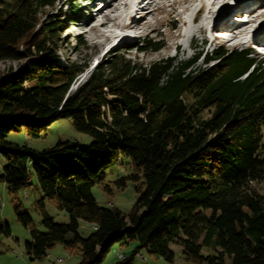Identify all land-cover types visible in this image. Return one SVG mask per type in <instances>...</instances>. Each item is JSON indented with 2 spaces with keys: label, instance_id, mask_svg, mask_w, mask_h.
Listing matches in <instances>:
<instances>
[{
  "label": "trees",
  "instance_id": "obj_1",
  "mask_svg": "<svg viewBox=\"0 0 264 264\" xmlns=\"http://www.w3.org/2000/svg\"><path fill=\"white\" fill-rule=\"evenodd\" d=\"M56 2L0 0V61L19 62L0 70V179L17 193L31 185L32 169L44 227L19 214L29 228L25 254L41 260L61 244L80 256L76 264H103L114 244L136 242L113 264H134L142 248L173 264L172 244L194 264H264V61L244 47L204 52L202 67L201 52L147 65L114 55L70 91L88 64L60 62L57 26L39 17ZM62 117L90 144L66 139L36 150L7 140L21 129L38 138ZM121 156L128 170L116 185L130 180L138 192L128 213L91 193ZM46 200L68 221L56 222ZM80 221L96 228L83 236Z\"/></svg>",
  "mask_w": 264,
  "mask_h": 264
},
{
  "label": "rangeland",
  "instance_id": "obj_2",
  "mask_svg": "<svg viewBox=\"0 0 264 264\" xmlns=\"http://www.w3.org/2000/svg\"><path fill=\"white\" fill-rule=\"evenodd\" d=\"M235 1L226 0L222 6L229 8V12L233 13L232 21H229L231 24L233 22L239 24L240 21L237 19L240 15L256 10L252 16L253 22L246 25L252 28L251 31L248 29L246 35L236 41H227L224 37H217L216 34L220 30L214 27V23L222 12L219 11V13L215 12L211 16H206L208 7L201 5L199 0H151L148 18L141 21L139 30L130 32V36L127 38L122 36L125 30L122 31L118 27L119 21H125L123 20L125 18H122V15L119 18L118 16L114 18V12L110 13L108 24L102 27L104 33L109 34L108 38L98 35L97 32L95 33L84 26L86 19L92 15L99 0H58L53 6L46 7L44 12L39 14V17L44 21L52 20L53 25L57 26L53 33L55 35L54 45L58 46L57 54L60 62L65 64L67 59L86 61L88 66L85 70L90 68L93 63L96 65L98 62L113 58L114 55L122 56L139 65H147L163 59H171L174 63L179 62L193 57L198 52H201V54L195 59V66L202 67L204 64L202 54L218 47L224 49L247 47L253 51L254 56L264 61L263 53L256 51L253 47L258 43L255 36L264 33V2L247 0L248 6L243 8V11L237 12L234 10L237 7ZM200 5L201 8L197 11ZM232 8L233 10H231ZM258 13L260 14L256 16ZM141 14L135 13V18L141 20ZM193 16L194 20L191 21L190 19ZM200 21H203V25L206 27L204 32L194 31L192 36L186 32ZM142 39L158 42L162 47L157 50H142L140 47L145 45L144 42H141ZM178 44H180L179 47ZM180 47H184L186 51H181ZM18 65L19 62L16 61H0V70L9 66L17 69ZM83 81L78 82L77 77L70 86V91H73ZM261 131L262 141L264 142V124ZM66 139L77 140L82 145H88L91 136L76 130L71 120L65 117L51 121L46 131L38 138L29 137L25 129L11 130L7 135V140L18 144H26L36 150L50 147L57 141ZM127 161V158L121 156L119 162L108 170L103 184L94 185L91 188V193L97 202L105 206L112 204L124 213L131 210L138 196L132 181L126 180L125 186L121 188L117 187L115 182L116 178L127 173ZM3 164L4 159L0 156V174L2 173ZM30 182L31 185L24 190L12 193L6 183L0 179V201L2 202V205H0V264L77 263L80 256L76 253H70L61 244H56L49 249L48 255L41 260H31L25 254L24 243L30 240L29 228L22 223L19 214L27 211L31 215L35 226L39 230H44L41 225V214L34 205V201L40 195L36 185L37 178L32 169ZM18 202L20 205L16 209L15 205ZM45 210L56 222L65 223L68 221L67 214L59 210L50 200L45 201ZM5 224H7L9 232L6 231ZM78 231L81 235L87 236L91 232V228L88 224L80 221ZM135 245L136 242L114 244L105 255L102 263L113 264L120 259L119 254L128 256ZM171 248L174 252L173 264H194L183 257L180 246L172 244ZM139 252L142 253L143 259L135 255L134 264H171L160 257L149 254L144 248L140 249ZM203 252L205 251L203 250ZM58 257L64 260L57 262L56 258Z\"/></svg>",
  "mask_w": 264,
  "mask_h": 264
},
{
  "label": "bare ground",
  "instance_id": "obj_3",
  "mask_svg": "<svg viewBox=\"0 0 264 264\" xmlns=\"http://www.w3.org/2000/svg\"><path fill=\"white\" fill-rule=\"evenodd\" d=\"M201 5L208 7L207 15L211 16L213 13L217 12L220 14V17L217 21L214 23V27L218 28L220 31L218 32L217 37L222 38L224 37L227 41L232 40H239L242 36H245L247 33V30L245 28H242L247 23L244 24H237V23H229V21H232V14L229 12V8L222 7L224 2L226 0H199ZM228 1V0H227ZM236 9L235 11L241 12L242 9L248 6L247 0H236ZM259 3L264 2L262 0L257 1ZM151 6V0H99V2L94 7V11L92 15L86 19V22L84 26H87L89 29L93 30L95 33L97 32L98 35L104 36L105 38H108L107 33H104V30L102 27L108 24L110 20V13H113V17L115 18L118 16V18L122 15V18H125L123 20L125 21H119V29L125 30L122 34L123 37L127 38L130 36V32H137L140 28V22L148 18V14L150 11ZM233 10V8L231 9ZM248 11V10H246ZM251 12L249 15L253 16L254 12ZM135 13H142L141 14V20L135 18ZM247 13V12H246ZM260 13L256 14L259 15ZM243 16H240L237 20L241 21L243 20ZM191 21L194 20V16L191 17ZM81 23V22H80ZM79 24V23H78ZM80 25V24H79ZM206 30V27L203 25V21H200L199 23H196L194 27H192L190 30H186V32L190 33L192 36L194 31H200L204 32ZM211 30V28H210ZM213 32V31H212ZM255 39L258 43H261L260 45H264V33L260 35H256ZM253 40V38H252ZM180 44L177 46L179 47ZM181 51L185 52L186 49L184 47H180ZM256 51L257 48H254ZM112 205V204H111ZM139 253V257L143 259L142 253ZM120 258H124V254H119ZM61 257L56 258L57 262H61L64 259Z\"/></svg>",
  "mask_w": 264,
  "mask_h": 264
},
{
  "label": "crops",
  "instance_id": "obj_4",
  "mask_svg": "<svg viewBox=\"0 0 264 264\" xmlns=\"http://www.w3.org/2000/svg\"><path fill=\"white\" fill-rule=\"evenodd\" d=\"M89 227L91 228V230L94 229V228H96V226L93 225V224L89 225ZM65 249H66V248H65ZM47 255H48V254H47ZM75 264H76V263H75Z\"/></svg>",
  "mask_w": 264,
  "mask_h": 264
},
{
  "label": "built area",
  "instance_id": "obj_5",
  "mask_svg": "<svg viewBox=\"0 0 264 264\" xmlns=\"http://www.w3.org/2000/svg\"><path fill=\"white\" fill-rule=\"evenodd\" d=\"M0 205H2V202L0 201ZM135 255L140 256L139 253H136ZM62 260V259H61Z\"/></svg>",
  "mask_w": 264,
  "mask_h": 264
}]
</instances>
